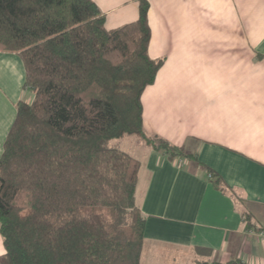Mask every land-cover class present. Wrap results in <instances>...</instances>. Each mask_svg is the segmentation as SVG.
<instances>
[{
	"label": "trees",
	"instance_id": "trees-1",
	"mask_svg": "<svg viewBox=\"0 0 264 264\" xmlns=\"http://www.w3.org/2000/svg\"><path fill=\"white\" fill-rule=\"evenodd\" d=\"M136 1V19L108 30L92 0H0V51L20 57L33 92L0 155V264H139L140 162L109 142L133 135L194 159L144 130L141 96L162 60L148 55L149 0Z\"/></svg>",
	"mask_w": 264,
	"mask_h": 264
},
{
	"label": "crops",
	"instance_id": "crops-1",
	"mask_svg": "<svg viewBox=\"0 0 264 264\" xmlns=\"http://www.w3.org/2000/svg\"><path fill=\"white\" fill-rule=\"evenodd\" d=\"M92 1L108 30L138 14L136 0ZM147 19L162 64L141 96L144 130L194 159L117 139L140 162L139 264H264V0H149ZM24 78L20 57L0 51V155L16 103L33 98Z\"/></svg>",
	"mask_w": 264,
	"mask_h": 264
},
{
	"label": "rangeland",
	"instance_id": "rangeland-1",
	"mask_svg": "<svg viewBox=\"0 0 264 264\" xmlns=\"http://www.w3.org/2000/svg\"><path fill=\"white\" fill-rule=\"evenodd\" d=\"M121 142H122V141H118L117 139H113V140H111V141L109 142V144H110L111 146H121V145H122Z\"/></svg>",
	"mask_w": 264,
	"mask_h": 264
}]
</instances>
